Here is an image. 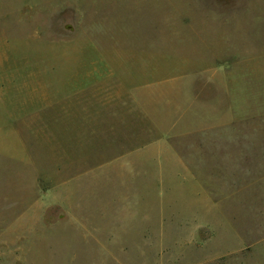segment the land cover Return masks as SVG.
<instances>
[{
	"label": "rangeland",
	"instance_id": "1",
	"mask_svg": "<svg viewBox=\"0 0 264 264\" xmlns=\"http://www.w3.org/2000/svg\"><path fill=\"white\" fill-rule=\"evenodd\" d=\"M0 264H264V0H0Z\"/></svg>",
	"mask_w": 264,
	"mask_h": 264
}]
</instances>
